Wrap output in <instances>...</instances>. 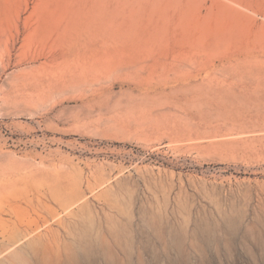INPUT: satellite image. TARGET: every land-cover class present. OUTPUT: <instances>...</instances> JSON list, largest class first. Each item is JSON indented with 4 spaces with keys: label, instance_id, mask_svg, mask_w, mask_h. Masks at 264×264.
<instances>
[{
    "label": "rangeland",
    "instance_id": "obj_1",
    "mask_svg": "<svg viewBox=\"0 0 264 264\" xmlns=\"http://www.w3.org/2000/svg\"><path fill=\"white\" fill-rule=\"evenodd\" d=\"M73 2L0 0V264H264V0H146L144 70L52 76Z\"/></svg>",
    "mask_w": 264,
    "mask_h": 264
},
{
    "label": "bare ground",
    "instance_id": "obj_2",
    "mask_svg": "<svg viewBox=\"0 0 264 264\" xmlns=\"http://www.w3.org/2000/svg\"><path fill=\"white\" fill-rule=\"evenodd\" d=\"M145 1L74 0L71 4L73 16L68 22L69 28L66 31L62 30L63 33L57 37H60L59 48L45 57L44 65L49 68L48 74L55 76L61 66L65 73L63 76L74 72L77 76H86L91 72H107L114 67L135 66L136 69L144 70L146 60L141 56V46L150 37L147 33L148 28L144 25L147 21L145 16L141 19H137L136 16L155 11V7H151L149 1L147 3ZM148 22L149 26L154 23L152 17ZM28 30L29 18L26 19L27 33ZM30 35V32L26 34L25 39H29ZM71 79L69 78V81ZM64 220L66 218L58 219V223L63 224ZM46 222L48 225L46 231L52 232L50 221ZM40 228L41 226L37 228L38 234L42 232Z\"/></svg>",
    "mask_w": 264,
    "mask_h": 264
}]
</instances>
